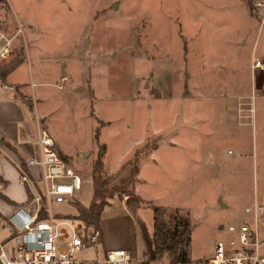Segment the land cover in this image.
Returning <instances> with one entry per match:
<instances>
[{"label": "rangeland", "instance_id": "rangeland-1", "mask_svg": "<svg viewBox=\"0 0 264 264\" xmlns=\"http://www.w3.org/2000/svg\"><path fill=\"white\" fill-rule=\"evenodd\" d=\"M255 1L0 0L4 29L14 33L1 62L14 61L23 47V62L7 80L50 81L47 96L34 99L68 152L84 158L73 166L81 178L75 201L90 200L96 141L105 145V187L126 189L113 194L104 216L134 193L136 178L113 180L138 162L134 188L143 201L133 213L127 209L135 224L104 227L136 256L148 250L168 264L175 247L180 258L201 264L225 236L219 225L245 216L253 191L264 202V70L252 66L263 59L264 4ZM18 86L13 94L26 103ZM108 170L113 179L106 183L101 173ZM73 201L51 210L76 224ZM181 225L189 232L176 241ZM75 256L90 259L94 247Z\"/></svg>", "mask_w": 264, "mask_h": 264}, {"label": "built area", "instance_id": "built-area-1", "mask_svg": "<svg viewBox=\"0 0 264 264\" xmlns=\"http://www.w3.org/2000/svg\"><path fill=\"white\" fill-rule=\"evenodd\" d=\"M261 4L264 2H254L255 6ZM5 21L0 14V57L8 54L13 38L4 29ZM19 31L21 24L17 23ZM252 66L263 69L264 62L253 59ZM33 142L36 152L16 162L18 179L28 188V195L0 223V264H166L145 254L136 256L127 247L98 251L99 227L91 229L81 221L73 224L52 212L51 204L75 199L81 178L55 151L45 127H36ZM32 167L38 174L31 171ZM243 211L242 219L219 225L225 236L214 241L211 256L202 264H264V204L253 200ZM88 245L94 247V257L77 258L75 253Z\"/></svg>", "mask_w": 264, "mask_h": 264}, {"label": "crops", "instance_id": "crops-1", "mask_svg": "<svg viewBox=\"0 0 264 264\" xmlns=\"http://www.w3.org/2000/svg\"><path fill=\"white\" fill-rule=\"evenodd\" d=\"M237 1L239 4L243 5L242 2H239V0ZM249 16L252 17V14H249ZM13 34L14 33L12 32L11 35ZM261 53L263 57V59L261 60L264 62V53ZM22 62L23 61L21 60L18 65L22 64ZM18 65L6 74L4 80H6L8 84H2L3 86H0V192L5 197H0V218L2 216L4 218L7 217V215L12 211L14 205L24 203L25 199L27 198L28 188L23 185L18 179L16 162L22 160L27 155L36 152L37 147L34 144L33 140L36 133V127L38 125L46 128L49 135L53 139V147L55 151L58 152V155L60 154V156L68 164L71 163L72 165H70L72 167L74 166L79 168L84 160V158L80 155H77L76 152H68L66 146L63 144L55 128L50 125V121L45 116L46 113L44 109H42L41 106L38 105V102H36V99H34V96L36 94H40L43 97L47 96V94L49 93L48 84L50 83V81L44 79H29L30 81L28 82V84H25L23 80H7V76L13 70H15ZM262 70H264V68ZM16 84H20L21 86L17 87L18 90H20L22 94L28 96V101H26V103L20 96L16 95L17 92L14 93L15 95L13 94L14 89L11 86ZM34 86H39L38 90H33ZM41 119L43 120V125L42 123H39ZM157 146L149 153V155L155 151ZM104 152L102 155V159L104 157ZM121 163H123V160L119 164L121 165ZM103 166L104 163L102 161V168ZM74 170L76 171V169ZM31 171L34 174H38V170L35 167H32ZM119 171H121V174L117 175L116 173L117 176H115V180H113V183L120 177L125 175L128 172V168L122 167L119 168ZM112 173L113 171L109 170L107 172L101 173L106 178V183L108 182V180L111 181V179H113ZM138 174L139 170L136 174V179L130 185L134 193H136L134 184H137L140 180ZM136 194L138 195V193ZM251 196L252 197H250V201H261L257 197L255 191H253V194H251ZM119 203L120 207L117 209L118 212L114 211V213H107V215L105 216L103 215L104 207L107 205L110 206L111 202L105 205L101 211L98 224L101 231L100 243L102 245V249L115 247L130 248L129 243L123 241L121 238H117L118 236H116L115 233L112 237L108 235L109 233H107L106 235L104 233V227L109 230L110 226L114 228L119 226L121 227L129 222L132 226L133 224H135L132 214L127 210L123 202L119 201ZM109 214H111V216H109ZM1 219L3 220V218Z\"/></svg>", "mask_w": 264, "mask_h": 264}, {"label": "trees", "instance_id": "trees-1", "mask_svg": "<svg viewBox=\"0 0 264 264\" xmlns=\"http://www.w3.org/2000/svg\"><path fill=\"white\" fill-rule=\"evenodd\" d=\"M0 27H1V24H0ZM22 54H23V47L22 45H19L16 51V59L14 61L11 60L8 64H6L5 62H1L2 60H0V79L4 80L6 74L12 68H14L19 62H21L22 56H23ZM92 110H93L92 103H90L89 114L93 116ZM100 125H101L100 123H97V125L95 126V131ZM96 133L94 135L95 139L97 137ZM96 145H97V148H96L95 157L92 160L93 173L91 175L92 189H91L90 200L88 201L87 204H82L78 200L75 201V199L74 201L72 200L76 204L75 213L73 214V217L80 220L84 224L85 227H88L91 229H95L99 227L98 222H99L101 211L105 205L110 203V198L113 197V194L126 192L125 185H120L118 187L114 186L110 190L109 188L105 187V180L99 174V171L102 167V155H103L105 146L103 143L97 142V141H96ZM139 152L140 150L138 148L134 150L135 155L138 154ZM138 168H139L138 162L135 160V163H133L132 165V169L130 168L125 176L120 177L119 183L126 184V183L132 182L136 178ZM128 193L129 195L125 198L124 204L126 205L127 209L133 213L134 209H136V207H138V204L141 203L143 200L137 194H134L132 192L131 193L128 192ZM0 197L5 198L1 192H0ZM152 208L156 209L157 207L152 206ZM1 218L5 219L6 217L4 218L2 216ZM136 222L138 224L140 232L143 234V236H145L146 231H145L143 223L140 220H137ZM182 224H184V222H182ZM188 232H189V228L187 226L181 225L180 231L176 236V241L184 240ZM147 251L148 250H145V252L148 253L149 255L148 257L151 258L152 253L151 252L149 253ZM180 255L184 256V254H180ZM179 256L177 253H174L172 250H170L168 264H193L190 261L184 259V257L180 258Z\"/></svg>", "mask_w": 264, "mask_h": 264}, {"label": "water", "instance_id": "water-1", "mask_svg": "<svg viewBox=\"0 0 264 264\" xmlns=\"http://www.w3.org/2000/svg\"><path fill=\"white\" fill-rule=\"evenodd\" d=\"M218 203L221 204V202L218 200ZM175 246V244H174ZM172 251H175V247L172 248Z\"/></svg>", "mask_w": 264, "mask_h": 264}]
</instances>
